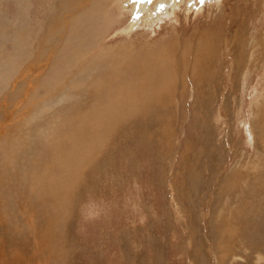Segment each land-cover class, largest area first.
Instances as JSON below:
<instances>
[{
    "label": "rangeland",
    "instance_id": "obj_1",
    "mask_svg": "<svg viewBox=\"0 0 264 264\" xmlns=\"http://www.w3.org/2000/svg\"><path fill=\"white\" fill-rule=\"evenodd\" d=\"M141 1L115 2L112 12L124 17L102 46L121 42L135 51L148 38L147 51H158L173 40L182 46L184 33L196 47L203 31L209 40L181 63L185 69L170 77L150 111L131 116L97 148L67 209L58 187L49 191L54 198L38 200L29 190L33 169L48 162L49 133L83 113L82 88L66 78L65 87L55 86L54 55L82 1L63 4L66 11L65 0H0V70L21 71L0 89V264H264V0ZM23 69L32 74L20 85ZM50 70L53 94L39 87ZM24 88L37 96L23 99Z\"/></svg>",
    "mask_w": 264,
    "mask_h": 264
},
{
    "label": "bare ground",
    "instance_id": "obj_2",
    "mask_svg": "<svg viewBox=\"0 0 264 264\" xmlns=\"http://www.w3.org/2000/svg\"><path fill=\"white\" fill-rule=\"evenodd\" d=\"M81 1H82L81 7H79L78 9L76 8L77 11L73 12L72 18H70L71 19L70 25L72 27L69 26V30H66L64 28L67 32L69 31V34L66 35L65 38H63L64 33H63V35H60V36H62L64 43H62V45L59 47V50L57 53L58 55H56V54H54V55L57 56L55 68L58 69V71H59V77L56 79L55 86L59 88L64 83V81H65L64 79L66 78L74 86H76L77 90H79L78 88H82V92L79 90V93L81 92L82 93L81 96H83V98H84L82 101V110L80 109L83 112L82 113L83 115L81 113L78 114L79 115L78 117H80V118L73 119V121H70L66 126L57 127L53 132L49 133V137L47 135V137L50 138L51 141L48 142L49 144L45 142L42 153L47 157L48 162L45 163L46 165H44L43 168L41 166H38L40 168H38L36 171H35L36 168L33 169L35 173H34V175H32L33 179L30 181V184L32 185V187H30V190L31 191L36 190V193L34 194L29 190V192L32 194V196L34 195L36 197L34 199L38 200V198L42 195H43V197H53L54 198V196H50L51 194L49 191H51L53 188L58 187L59 190L56 194V198H57V195L60 196L61 198H63L65 200V203L62 201L63 205H62V203L60 205L67 206V209H68V205L70 203L69 199L71 197L73 189H74L76 183H78L80 181L79 179H81V177L83 175V172H84L83 168H85V167L88 168V165H91L94 162L93 155L96 154L97 148H99L101 151L103 149V147L108 143V139L112 137L111 135L114 134L113 130L117 129L116 127H120L122 125V123H124V121L126 122V120H130L131 116L137 115V114L141 115L142 113L144 114V113L150 111L151 105L153 104L154 99H156L157 95H159V94L161 95V89L163 92L165 90L164 88L166 87L168 82L171 83V81L173 79L172 77L174 75H176L177 72L179 74L182 73L183 68L185 69V67H181L182 66L181 63L185 64V61L189 57H194L195 54L198 53L201 50V48H203V46H205L204 41L209 40V38L206 39L207 37L205 35L209 31H207V32L203 31L202 32L203 35H201V38L195 47L191 42L192 39L191 38H189V39L185 38L184 33L183 34L181 33V35L178 37H180L181 40L186 39L185 42L183 41L184 43H182V46L179 45V40L170 41L169 44L165 43L166 46L172 44V45L176 46V48L178 50L180 49L178 55H174L175 53L173 54L171 52L170 49L175 48L172 45L170 47L168 46V48H166V46H164L162 48H161V46L156 47L157 49L161 50L160 52H158L159 50L158 51L155 50V48L147 51L151 47L145 42L148 40V38L147 39L144 38L142 40L143 42H142L141 46L138 49H136L135 51H130V46H126L125 48H122L121 42L120 43L115 42L114 44L111 43V44H107V45L102 46V42L106 41V39L108 40L107 36H109V34H111L112 30L115 29L116 24L117 25L119 24L121 17L122 16L124 17L123 12L119 13L118 16L112 12V10H114L113 5H115V2H118L117 4H121L120 3L121 0H81ZM68 2H73V0H70V1L65 0V2H61L62 5H60L61 6L60 9L61 10L65 9L67 11L66 6H64L63 4H65V5H66V3L69 4ZM79 2H80V0H79ZM160 2H161V0H160ZM158 3H159V1H158ZM51 8H52V6H51ZM153 8H155V7H153ZM136 9H133V10H136ZM115 10H117V9H115ZM57 15L61 16L60 13ZM62 15L64 17V14H62ZM67 15H70V14H67ZM66 18H65V20H66ZM68 19H69V17H68ZM52 23L53 22H51V24ZM59 23H60L59 19L56 18V25L58 26ZM61 26H63V25H61ZM65 26H66V24H65ZM52 28H54V27H52ZM166 28H167V26H166ZM61 30H63V29H61ZM49 32H51V31H49ZM194 33L196 34V32H194ZM49 34H53V33H49ZM49 34H48V36H50ZM56 34H57V32H56ZM53 36H54V34H53ZM53 39H55V36ZM16 40H17V38H16ZM20 40H21V38L17 41H19V43H21ZM46 40L44 42L45 44L48 43V42H46ZM122 42H124V41H122ZM17 44H18V42H17ZM25 44H26V42H25ZM56 45H57V47L59 46L58 42L56 43ZM56 45H55V47H56ZM15 46H17V45H15ZM47 46L50 47L49 44ZM178 46L180 48H178ZM194 47H195V49H193ZM19 48H20V46H19ZM94 50H98V51L97 52L95 51L94 59L91 61V63H89L86 66L81 67L84 57H86L87 54H89L90 52H92ZM51 51H52V49H51ZM13 52H15V50ZM55 52H56V50H55ZM28 53L30 54V52H28ZM24 54H26V52ZM38 54H40V53H38ZM167 54H170L172 59L168 60L166 58ZM205 54H203V55H205ZM50 55H51V53L49 54V56ZM54 55H53V58L55 59ZM50 58H51V56H50ZM50 58H49V60H51ZM68 58L72 59V61L67 60ZM36 59H38V58H36ZM190 59H191L190 60L191 66L199 67L198 63L195 60H193L192 58H190ZM25 60L27 61V59H25ZM25 60H23V61H25ZM60 60H62L63 64L60 63ZM17 63H16V65H17ZM155 64L157 65V67H154ZM190 64H189V66H190ZM256 64H258V62ZM18 67L21 68L20 65ZM131 67H135V70ZM13 68H15V66H13ZM31 68L33 69V67H31ZM192 68H194V67H192ZM242 68H244V67H242ZM32 69L28 68L27 71L32 70ZM200 69L201 68H199V70ZM194 70H195V68H194ZM13 72L14 73H16V72L20 73L21 71H18V70L16 71V69H15V71H13V69H11L10 67H7L6 65L4 66L3 70H0V89L2 87L8 89L7 83H5V82H7L10 79ZM79 73H80V75H82V77L78 76L79 79L76 82H73V80H71L70 78H67L71 74L73 75V74H79ZM30 74H32V73L31 72L26 73V69H23L21 76L19 75L20 76L19 77L20 81H18L19 84L25 85L26 83H28V82L24 81V77H26L27 75H30ZM65 75H66V77H65ZM184 75H186V74H184ZM43 77H44V75H43ZM52 77H53V71L50 70L49 74L44 78V80H42L43 83L41 81H39L40 86L38 85L42 89H45L46 93H48V94H53L54 87H55V86H53L54 83L51 85H49V84L46 85V82L49 81L50 79H52ZM170 77H171V81H170ZM262 77L264 78V74L262 75ZM28 78L30 80L32 79L30 77H28ZM175 78H177V76ZM175 78H174V80H175ZM74 79L76 80V78H74ZM185 79H186V77H185ZM193 79H194V77H193ZM15 82H16V80H15ZM73 85H72V88H73ZM62 86H64V85H62ZM27 87L29 90L30 89L29 86H27ZM61 91H63V90H61ZM19 92H21V95L23 94L22 95L23 99H26V98L28 99L30 96H34V97L37 96L36 92H33L32 95H28V93H27L28 91H27V89L25 90V88L21 89V91L19 90ZM57 92H56V94L59 93V92L58 93ZM77 92L78 91H76L75 93H77ZM63 93H64V91H63ZM71 94H72V92H71ZM73 94H74V91H73ZM66 95L68 96V94H66ZM163 95L165 97L164 93H163ZM34 97H33V100H34ZM69 97H71V95H69ZM78 97L80 98V96H78ZM57 98H55L56 101H58ZM59 98H60V96H59ZM62 98L63 97H61V101H62ZM63 100L65 103V99H63ZM29 101H30V99H29ZM39 101H40V99H39ZM68 101L72 102V100L71 101L68 100ZM80 101L81 100H79L76 103L77 104L79 103L81 105ZM39 103H36V105L38 104V107H39ZM42 103L44 104L45 101L42 100ZM42 103H40L41 104L40 107L43 106ZM61 103H63V102H61ZM61 103H60V105H61ZM66 103H65V105H66ZM68 104L70 105V103H68ZM45 105H48V103H45ZM60 105L58 107L59 109H60ZM43 108H44V106H43ZM65 108H66V106H65ZM143 109H144V111H142ZM32 111H34V110H32ZM38 111H43V110L41 108V109L37 110V112ZM77 111H79V110H77ZM28 113L29 112H27V115H28ZM33 114H34V112H33ZM73 114H74V112H73ZM129 114H130V116L127 117V115H129ZM22 116H23V113H22ZM27 119H29V118H27ZM30 119H33V118H30ZM65 120H66V118L62 119L61 122H64ZM61 122H60V124H61ZM20 128H22V127H20ZM111 128H112V131L108 132V131H110ZM261 129H262V127H261ZM15 132H18V131L16 130ZM15 132H12L13 135H15L14 134ZM9 134H11V133H9ZM18 134H20V133H18ZM18 134H16V135H18ZM47 134H48V132H47ZM11 137L12 136H9L8 139ZM10 145L11 144H9V146ZM6 146H8V145H6ZM11 146L13 147V145H11ZM3 148H4V146H3ZM14 149H15V147H14ZM10 153H12V152H10ZM13 153H14V150H13ZM9 155H11V154H9ZM96 155H99V151H98V154H96ZM1 156H4V154ZM41 157H43V156H41ZM4 158L6 160L5 156H4ZM41 159H43V158H41ZM4 162L8 163L7 161H4ZM3 167H4V165H3ZM33 170H31V171H33ZM85 172H86V170H85ZM30 177H28V178H30ZM27 179H25V180L27 181ZM42 206H44L45 209L47 208L49 211H51V213H49L50 215H53L55 217L59 216L54 209V205L51 204L50 202L43 199L42 200ZM53 218H51L52 222H53ZM48 236H50V235H48ZM50 237H49V240L52 239V238L50 239Z\"/></svg>",
    "mask_w": 264,
    "mask_h": 264
}]
</instances>
